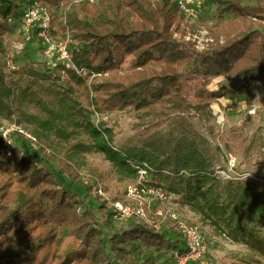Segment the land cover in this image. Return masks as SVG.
I'll return each mask as SVG.
<instances>
[{"label": "trees", "instance_id": "trees-1", "mask_svg": "<svg viewBox=\"0 0 264 264\" xmlns=\"http://www.w3.org/2000/svg\"><path fill=\"white\" fill-rule=\"evenodd\" d=\"M34 3L50 13L49 32L66 40L72 65L0 62V122L28 123L33 140L50 147L53 140L38 133L53 136L64 157L54 170L13 141L8 153L0 135V264H177L169 252L184 253V243L171 220L154 227L158 200L141 219H118L108 202L89 201L99 196L79 162L95 151L133 175L134 185L171 196L264 260V184L220 179L202 149L207 138L182 116L191 109L206 115L222 98L238 106L239 91L224 80L264 82V0H198L194 21L212 37L201 51L174 35L186 19L177 0H0V51L17 38L25 56L27 40H41L36 26L23 28ZM194 74L208 82L191 104L184 80ZM105 112L167 123L116 148L111 131L94 121ZM127 188L110 201L130 202Z\"/></svg>", "mask_w": 264, "mask_h": 264}, {"label": "rangeland", "instance_id": "rangeland-1", "mask_svg": "<svg viewBox=\"0 0 264 264\" xmlns=\"http://www.w3.org/2000/svg\"><path fill=\"white\" fill-rule=\"evenodd\" d=\"M195 3H197V0H192L189 5L191 6ZM193 34H205V36L211 37L204 24L197 23L190 17H186L180 24L179 30L174 33L176 37L182 36L185 41H187V36H192ZM4 44V51H0V62L6 60L9 64L8 66L11 68L12 64L16 67L24 63H33L36 67L40 68L41 62L45 61L42 54L41 40H27V44L25 45L28 49L25 56L19 53L24 47L23 42L19 39L9 38L4 41ZM14 57H18L15 63L12 62V58ZM129 59L130 57H127L124 66H127ZM207 82L208 79L201 74L191 75L184 80L188 101L191 104L195 102L193 92L199 87L206 86ZM223 82L239 91L242 98L241 104L238 106L225 105V108L228 110L224 111L225 113H221V115H217V117L211 111L206 115H200L194 113L192 109L182 116L190 120L193 127L207 138V144L205 143L202 149L209 156L212 157L213 154L219 155V153H223V149L233 151L238 160V171L243 173L250 172L257 176V180H255L256 184H264V82L253 80L250 82L249 87H245V82L241 78L224 80ZM212 86L213 83L208 85L209 88ZM210 109L213 110V107L211 106ZM94 121L103 122L105 127L111 131L113 136L112 146L116 148L137 144L149 132L155 128H164L167 123V121L157 123L150 118L140 119L133 114H112L107 112L100 116L96 115ZM12 123L19 126L23 132H10L11 144L14 142L20 151L23 150L29 154L31 153L37 158L39 163L41 159L47 160L53 169L57 170L58 162L64 157L62 151L64 144L59 143L53 136H47L43 132H39L38 134L47 139H52V146L54 147L44 145L40 140L38 142L35 139L33 140L35 128L28 123H17L13 120L2 119L0 125L8 127ZM11 133L23 134L24 137L30 139L32 142L15 134L12 136ZM25 141L26 145H24ZM11 144L9 147L5 145V151H8V153L11 151ZM39 146H42L44 152L38 151ZM79 165L80 176L94 183L93 193L99 196V198L90 199L89 201H92V203L98 204L99 201L111 202L110 200L115 192L123 193L125 187L133 185L135 181V178L129 172L122 171V169L105 160L104 154L101 151L85 153L83 161H80ZM64 178L69 181L68 178ZM78 193L83 195L84 189L81 187L78 189ZM124 197L125 201H127L128 195L126 193ZM141 198L145 202V208L147 209L148 207L151 210L154 205V199L149 198V196H142ZM170 200L174 199L171 197ZM169 208L175 210L180 216L185 217L188 221L197 224L201 228L202 235L207 244V253L201 264H264V260L260 257H255L254 253L244 244L226 239L217 233L212 225L206 223L187 206L170 201L164 205V209L170 210ZM157 217L160 218H158L159 220L157 219V225H154V227L160 228L165 225L163 222L167 221L168 216L163 212L162 215H157ZM122 224L125 223L123 222ZM260 235L264 237V228L261 230Z\"/></svg>", "mask_w": 264, "mask_h": 264}, {"label": "built area", "instance_id": "built-area-1", "mask_svg": "<svg viewBox=\"0 0 264 264\" xmlns=\"http://www.w3.org/2000/svg\"><path fill=\"white\" fill-rule=\"evenodd\" d=\"M190 1L192 0H177V3L187 18L190 17L191 19H195L197 15L192 5H189ZM33 26H36L37 35L42 41V54L45 62L49 65H55L57 63L72 65L66 40L55 38L50 34V13L44 7L36 3L27 6L23 14V28L28 29ZM186 39L193 42L198 50L205 49V47L212 42V38L205 36V34H193L192 36H187ZM12 67L15 68V66ZM14 131L23 132V130L14 123L10 124L8 127L0 126V135L7 147L11 144L10 132ZM143 172L144 171H141V173ZM215 172L222 180H257V176L250 172L243 173L238 171V160L235 153L231 150H223L221 162L215 164ZM127 195L131 199L130 203H122L120 201L109 202V205L115 211V217L118 219H126L130 216L145 218V202L141 197L149 196V198L158 200L162 206L157 208L155 213L157 215H162L163 212H165L168 219L171 220L172 224L180 233L185 247L184 253L170 251L169 255L177 264H187L189 260L202 263L204 254L207 251V244L202 235L201 228L197 224L188 221L185 217L180 216L175 210L170 208V210L164 209V205L172 201L170 200L171 196L165 195L152 186H137V184L128 186ZM156 225L157 224H155V226Z\"/></svg>", "mask_w": 264, "mask_h": 264}, {"label": "crops", "instance_id": "crops-1", "mask_svg": "<svg viewBox=\"0 0 264 264\" xmlns=\"http://www.w3.org/2000/svg\"><path fill=\"white\" fill-rule=\"evenodd\" d=\"M241 99L242 98H241V95H240L239 104H241V102H242ZM225 105H228V106L231 105L230 101L226 100V99H223V98L220 99L217 103L212 105L213 110H211V113L214 114L216 117H217V115H221V113H225L224 111L228 110L227 108H225ZM211 158L214 160V162L220 163V160H222V153H219V155L218 154H213Z\"/></svg>", "mask_w": 264, "mask_h": 264}]
</instances>
